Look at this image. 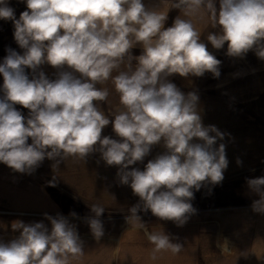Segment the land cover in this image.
Wrapping results in <instances>:
<instances>
[{"label":"clouds","instance_id":"clouds-1","mask_svg":"<svg viewBox=\"0 0 264 264\" xmlns=\"http://www.w3.org/2000/svg\"><path fill=\"white\" fill-rule=\"evenodd\" d=\"M25 2L27 10L17 19L8 0H0V19L13 22L14 39L24 50L21 55L9 49L0 64V163L31 175L45 158L56 161L55 170L68 157L85 161L99 153L106 165L119 166V182L139 197L125 219L144 230L154 246L152 258L161 251L179 253L183 245L164 231H149L138 212L150 211L181 227L196 212L193 190L224 179L229 162L225 145L216 144L225 134L203 125L195 91L185 94L168 79L206 72L218 78L221 61L208 51L192 19L178 15L166 27L168 13L143 0ZM172 8L197 20L207 17L216 30L206 37L214 49L227 43L229 57L254 51L264 60V0H219L218 7L216 0H174ZM137 45L142 52L133 56ZM45 64L58 70L56 79L37 72ZM26 68L32 70L31 78ZM109 79L120 103L111 117L98 103L107 100L109 91L97 86ZM15 105L28 109V117ZM109 124L119 139L102 136ZM161 144L166 151L144 170H127ZM49 185L56 186L55 177ZM247 185L260 197L253 211L264 214V177L248 179ZM104 210L93 204L94 215L86 219L97 241L104 235ZM44 217L50 230L43 221L12 222L20 234L0 240V264H71L83 255L76 225L62 215ZM221 251L229 252L226 242Z\"/></svg>","mask_w":264,"mask_h":264},{"label":"rangeland","instance_id":"rangeland-1","mask_svg":"<svg viewBox=\"0 0 264 264\" xmlns=\"http://www.w3.org/2000/svg\"><path fill=\"white\" fill-rule=\"evenodd\" d=\"M216 4L218 7L219 0ZM171 14L166 27L171 26L178 15L183 19H192L197 31L201 33L202 41L207 44L208 51L221 61L218 78H213V75L208 72L202 77L189 76L185 78L179 74H173L168 78L185 94L195 91L199 96L198 108L203 125L205 127L214 125L225 134L224 139H218L216 144V147L220 143L225 145L226 157L229 162L223 172L224 179L216 185L204 184L199 191L194 189V199L191 203L196 212L215 207H223L221 210H226L224 207L229 205L234 207L233 209L228 207V210H237L241 205L247 204V201L254 200L256 196L260 198L248 188L247 180L264 177V60L259 59L254 51H249L243 58L229 57L226 54L227 43L220 50L214 49L206 37L209 32L216 30L211 27V22L207 17L204 20H197L195 17L185 18L182 11L174 8H172ZM140 54L141 52H132L133 56ZM133 67H135V61H133ZM120 70H126V65H121ZM116 74L117 72L114 71L113 76ZM99 87L109 91L107 100L98 103L100 108H106L105 114L111 117L120 107L119 95L116 93L111 79L99 84ZM102 136L119 139L113 132L111 124L103 129ZM165 151L162 144L156 145L143 162L130 165L127 170L132 168L144 170L149 160ZM55 163L56 161L52 167ZM56 170H58L60 178L55 179L56 186H51V188L56 194L58 203L64 204L63 209L66 208V205L71 206L73 209L70 212H75V217H79L78 219L74 218L79 235L82 236L84 226H86V236L92 234L86 219L94 215L91 212L93 204L105 208L102 214L104 217H116L121 220V223L119 221L118 223L117 221L103 223L104 230L106 228L114 231L117 226L122 228L138 223L128 224L125 217L129 215L128 210L139 202V197L133 195L130 186L119 182L117 176L119 166L106 165L99 153L90 154L85 161L68 157L60 161ZM66 174H73L74 178L67 180L63 176ZM6 175L8 174L6 173ZM6 175L4 180L9 182ZM34 180H23L27 186H24V182L20 185V180L15 181L11 187L13 188L12 198L16 202L21 200L24 206L32 208L40 207L42 201L43 208H45L49 201L43 186H48L49 181L52 180H37L39 183L42 182V189L28 186ZM243 201L244 203H242ZM45 213L53 217L62 215L61 213L53 214L31 210L10 212L0 208V219L32 216L46 220ZM138 215L144 224L150 219L149 217L158 219L150 211L147 213L140 211ZM69 216L71 215L69 214ZM88 240L90 239L86 238V244ZM102 246L104 247V245ZM91 247L99 248V244Z\"/></svg>","mask_w":264,"mask_h":264},{"label":"crops","instance_id":"crops-1","mask_svg":"<svg viewBox=\"0 0 264 264\" xmlns=\"http://www.w3.org/2000/svg\"><path fill=\"white\" fill-rule=\"evenodd\" d=\"M143 2L149 7L159 6L158 10L167 12L168 19L171 18V5L174 0H143ZM8 4L14 9L17 19L23 11L27 10L25 0H8ZM184 17L186 18V16ZM9 49L21 55L24 51L14 39L13 22L0 19V64L8 55ZM132 52H142V49L137 45L132 49ZM25 71L31 78L32 70L26 68ZM39 71H43L49 79L54 80L57 78L58 70L50 65L40 66L37 72ZM2 86L3 76L0 74V89H2ZM97 86L99 87V85ZM2 97L3 92L0 91V98ZM15 107L25 118L28 117V109L23 108L21 105H15ZM100 109L104 112L106 108ZM28 142L31 143V138ZM54 161L45 158L31 175L14 172L7 165L0 163V208L10 212L31 210L53 214L61 213L70 223L75 225L74 220L79 217L69 216L73 208L66 205V208L63 209L64 204L58 203L56 194L50 185L43 186L49 201L45 208H43L42 201L38 208L26 207L21 200L19 202L14 201L11 195L13 189L11 187L15 184V181L20 180L19 184L22 185L23 180L35 179L28 186L42 189V182L39 183L37 180L60 178L58 170H54L52 167ZM5 175L9 178V182L4 180ZM63 176L67 180L74 178L73 174ZM24 186H27L26 182H24ZM256 200H259L257 196L254 200L247 201V204L241 205L233 211L231 209L234 206L231 205L225 206L226 210H221L223 207L198 210L181 227H178L172 221L149 217L150 219L145 223L149 231H164L170 236L173 243L178 242L183 245V249L179 253L174 254L171 250L161 251L156 253L155 259L152 258L154 246L148 241L144 230L137 227V224L122 228L117 226L114 231L105 228L104 235L99 241L92 234L86 236V226H84L82 236L79 235L84 244V253L74 259L71 264H264V214L253 211L252 204ZM228 207L231 209L228 210ZM100 219L103 223H113L111 221L121 223L120 218L116 217L108 218L102 215ZM15 220H21L25 223L43 221L49 230L51 229L50 221L41 218H33L32 216L8 217L7 219H0V240L8 242L19 236V231L14 232L11 228V224ZM77 231L79 230L77 229ZM86 238L90 239L87 244ZM225 242L229 252L221 251V247ZM97 243L99 248L91 247Z\"/></svg>","mask_w":264,"mask_h":264},{"label":"built area","instance_id":"built-area-1","mask_svg":"<svg viewBox=\"0 0 264 264\" xmlns=\"http://www.w3.org/2000/svg\"><path fill=\"white\" fill-rule=\"evenodd\" d=\"M229 249V248H228Z\"/></svg>","mask_w":264,"mask_h":264}]
</instances>
